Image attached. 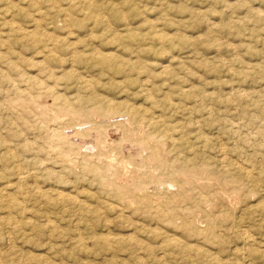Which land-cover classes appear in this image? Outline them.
I'll return each instance as SVG.
<instances>
[{"label":"rangeland","instance_id":"374dc122","mask_svg":"<svg viewBox=\"0 0 264 264\" xmlns=\"http://www.w3.org/2000/svg\"><path fill=\"white\" fill-rule=\"evenodd\" d=\"M0 264H264V0H0Z\"/></svg>","mask_w":264,"mask_h":264},{"label":"bare ground","instance_id":"6f19581e","mask_svg":"<svg viewBox=\"0 0 264 264\" xmlns=\"http://www.w3.org/2000/svg\"><path fill=\"white\" fill-rule=\"evenodd\" d=\"M105 60H106V59H105ZM31 98H32V97H31ZM94 100H95V99H94ZM97 101H98V100H97ZM97 101H96V102H97ZM94 103H95V102H94ZM96 105H97V104H96ZM103 106L106 107L105 104H104ZM116 106H117V105H116ZM123 106H124V105H123ZM111 107L114 108V109H115L114 111L116 112V110H118L117 108H119L120 105H119V107H117V108L114 107V106H112V105H111ZM127 107H128V106H127ZM127 107H126V110H127V112H128V108H127ZM108 108H109V106H108ZM124 108H125V107H124ZM105 109H106V108H105ZM131 109H132V108H131ZM131 109H130V110H131ZM111 110L113 111V109H111ZM119 110H120V108H119ZM134 110H135V109H134ZM134 110H132V111H134ZM137 112H138V111H137ZM134 114H135V113H134ZM132 115H133V114H132ZM160 122H161V120H160ZM161 123H162V122H161ZM163 125H164V124H163ZM167 131H168V130H167ZM165 132H166V131H165ZM8 209H9V208H8Z\"/></svg>","mask_w":264,"mask_h":264}]
</instances>
